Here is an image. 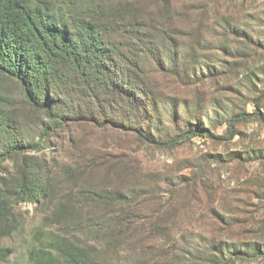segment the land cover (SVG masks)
Returning <instances> with one entry per match:
<instances>
[{
    "label": "rangeland",
    "instance_id": "obj_1",
    "mask_svg": "<svg viewBox=\"0 0 264 264\" xmlns=\"http://www.w3.org/2000/svg\"><path fill=\"white\" fill-rule=\"evenodd\" d=\"M10 1L99 39L27 67L55 117L0 68V264L63 240L88 264H214L189 245L225 242L264 264V0Z\"/></svg>",
    "mask_w": 264,
    "mask_h": 264
},
{
    "label": "trees",
    "instance_id": "obj_2",
    "mask_svg": "<svg viewBox=\"0 0 264 264\" xmlns=\"http://www.w3.org/2000/svg\"><path fill=\"white\" fill-rule=\"evenodd\" d=\"M45 11L50 12V8L48 6L38 8V6L33 5V3L23 2L18 5L11 3L10 0H0V68L10 72L23 83L25 91L34 105H43L48 114H50L51 117H55L51 108L57 106V101L59 100L48 98L51 100L49 104L40 103L37 95L38 84L36 83L35 74L30 75L27 67L38 66V68H43L41 65V54L50 52V48L52 47L57 48L64 54L72 49V55L76 54L74 47H80V50H86L84 52H87L92 61H95L97 58V51L88 48L87 45L94 46V41L98 40L99 37L96 35V31L90 28L91 25L89 27L90 34L87 36V40L90 41V43L85 42L82 36H74L68 28L69 22L64 18V15H62V19L65 21H57L53 24V28H51L48 25L49 21L45 18ZM77 38H80L79 40H82V42H77ZM79 43L82 45L80 46ZM34 44L38 45L40 48L34 50L32 48ZM26 64H29V66ZM135 131L142 137L146 136L139 129H135ZM191 133L193 135H204L210 134V130L205 126H200ZM173 143H176V141L174 140ZM160 183H162V181ZM141 189L142 200H139L140 204L147 202V196L152 193L151 190H147L148 188L143 187ZM131 191L133 190L130 187L127 188L125 192L118 191L114 193V196L107 197L108 202L110 204L123 202L129 198L128 195ZM155 200H158V198L156 197ZM157 213H162V211L158 210ZM175 223L178 225L174 226V228L180 230L182 228L179 224L181 221H175ZM166 231L167 229L157 227V229L154 228L152 232L155 233L154 235H159ZM169 233L170 228L168 230V234ZM255 244L256 245L251 249V255L255 257H257V254L264 255V246L261 243ZM189 248L191 252H206L205 250L211 248L219 253V255L214 254V259L211 258L209 260V262H214V264H234L237 259L242 258L245 252L240 246L238 247L237 244L226 242L220 245L191 244ZM82 253L83 250L76 244L63 240L54 245V250L42 248L31 249L29 258L33 264H88L82 259Z\"/></svg>",
    "mask_w": 264,
    "mask_h": 264
}]
</instances>
